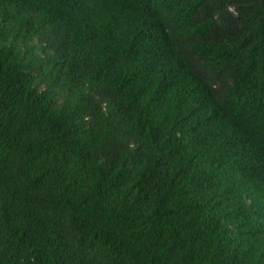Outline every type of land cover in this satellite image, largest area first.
I'll return each mask as SVG.
<instances>
[{
    "label": "trees",
    "instance_id": "obj_1",
    "mask_svg": "<svg viewBox=\"0 0 264 264\" xmlns=\"http://www.w3.org/2000/svg\"><path fill=\"white\" fill-rule=\"evenodd\" d=\"M0 264H264V0H0Z\"/></svg>",
    "mask_w": 264,
    "mask_h": 264
}]
</instances>
